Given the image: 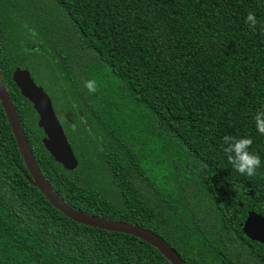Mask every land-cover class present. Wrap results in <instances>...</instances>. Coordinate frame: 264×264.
I'll return each mask as SVG.
<instances>
[{"label":"trees","instance_id":"obj_1","mask_svg":"<svg viewBox=\"0 0 264 264\" xmlns=\"http://www.w3.org/2000/svg\"><path fill=\"white\" fill-rule=\"evenodd\" d=\"M17 67L49 95L74 169L44 147ZM0 74L41 174L71 207L142 226L185 264H264V243L243 230L251 212L264 216V0H0ZM225 135L253 139L256 176L228 162ZM0 264L173 263L55 208L0 101Z\"/></svg>","mask_w":264,"mask_h":264},{"label":"water","instance_id":"obj_2","mask_svg":"<svg viewBox=\"0 0 264 264\" xmlns=\"http://www.w3.org/2000/svg\"><path fill=\"white\" fill-rule=\"evenodd\" d=\"M12 79L20 90L21 95L32 103L38 115L37 125L43 130L44 136L41 138V141L46 150L65 169H74L78 161L55 114L49 95L41 86L34 82L30 72L26 68H15L12 73ZM0 101L32 178V183L55 208L79 223L135 235L159 249L173 264H185L176 250L154 232L137 224L108 220L85 214L74 209L59 197L45 181L37 166L1 74ZM243 230L250 238L264 243V216L251 212L245 221Z\"/></svg>","mask_w":264,"mask_h":264},{"label":"clouds","instance_id":"obj_3","mask_svg":"<svg viewBox=\"0 0 264 264\" xmlns=\"http://www.w3.org/2000/svg\"><path fill=\"white\" fill-rule=\"evenodd\" d=\"M245 23L249 28L255 30L258 24L257 17L254 13L249 12L245 17ZM32 37H36L37 33L34 29H28ZM84 87L89 94H95L99 90V85L95 79H88L84 82ZM75 107V106H74ZM255 127L257 131L264 135V110L257 111L254 116ZM80 123L87 124V120L81 116ZM73 132L77 131V125L71 124ZM90 131V129H89ZM223 152L226 154L228 162L242 176L254 177L257 170L261 167V157L254 151H250L253 144L251 137H235L225 135L223 138Z\"/></svg>","mask_w":264,"mask_h":264}]
</instances>
